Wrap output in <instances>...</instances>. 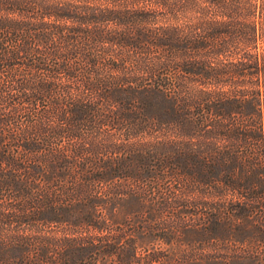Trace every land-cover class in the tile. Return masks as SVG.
Returning a JSON list of instances; mask_svg holds the SVG:
<instances>
[{"label": "trees", "instance_id": "obj_1", "mask_svg": "<svg viewBox=\"0 0 264 264\" xmlns=\"http://www.w3.org/2000/svg\"><path fill=\"white\" fill-rule=\"evenodd\" d=\"M0 264H264V0H0Z\"/></svg>", "mask_w": 264, "mask_h": 264}]
</instances>
